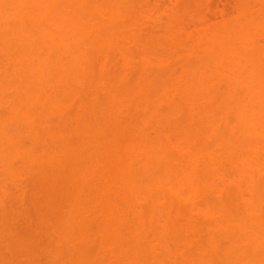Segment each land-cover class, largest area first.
<instances>
[{
	"label": "rangeland",
	"instance_id": "374dc122",
	"mask_svg": "<svg viewBox=\"0 0 264 264\" xmlns=\"http://www.w3.org/2000/svg\"><path fill=\"white\" fill-rule=\"evenodd\" d=\"M93 1L89 2L87 11H85L84 13L85 16L87 17V20H89L90 18H98V19L100 18V15L97 12L96 8L98 5H101V7H103L107 11V14L110 13L116 15L118 19L120 18L119 16H121L122 18L121 20L120 19L119 20L122 22L121 23H82L83 26L82 30H84L88 35L117 38L120 40V46L116 47L113 44L106 45L104 46L103 50L100 51V54H97L96 52L93 51L95 54L100 55V57H98L97 55L94 56L93 54L92 55L93 59H91L92 62H89L90 59L89 61H87V63H85L84 61H77L76 66L74 67V72L76 75L84 76L85 79L88 78H90L89 80L92 79L91 80L92 82L93 80L96 82L97 79H99L98 80L99 82L100 79L102 78L101 74L103 75V71L105 72L107 70L102 67L105 66L106 68L105 63L108 62L107 68L108 69L110 68L108 70L110 72H108L109 74L104 75V77L105 76L106 77L110 76V77H108L109 81H107L106 77H105L106 80L105 79L104 80L107 83H109L111 79H113L112 81L114 85L116 82L118 86V87L116 86V95H118L116 96V99H118L117 97H119L118 100H121L122 103L116 106L118 107V109L115 108L116 110L112 111L111 109L110 111L109 109L111 108L110 106L114 108L115 103L116 102L119 103V102L116 100L115 103L113 102L115 99L114 96H112V94H109V92L107 93L109 88L103 89V87L99 85L100 82L99 83L96 82L98 84L97 85L96 83L93 84L94 82L92 84H89L90 83L89 81V83H87V87L84 85L85 83L84 84L75 83L74 86H76V89H78L76 91L78 92L79 89H81V91H79L78 94L77 92L75 94L73 93L72 97L68 96L69 97L68 98L66 94L61 95L59 93L58 96L66 103L64 104L66 106L65 109H63V113L61 112L62 115L61 114L59 115V108H61L59 105L57 106V103L59 102L56 103L54 100L53 102H49L51 97L53 98L52 96L53 94L52 93L50 94L51 90L49 87L47 88L49 89L48 90L49 96L48 94L44 95L43 96L44 100H42L41 98V101L44 102L48 101V102L43 103L39 106L41 108L46 107V109H49V111L45 113L44 119L51 122L53 128L55 129L54 134L46 135V133H44L45 131H41L40 139L35 140L31 137V135H29L26 131H24L21 134H17L15 137L13 136L14 139L17 138L16 139L17 145L15 146L16 144V140H15L14 146L16 148H19V150L22 149L23 151L20 150L18 154H16L18 150H15L16 151L15 152L12 151L13 150L12 148H11L12 150L10 149L11 151L9 150V152L0 151V264H247L249 261H251L250 264H264V248L261 249L263 254L258 255V253H255L257 255H255L254 258L252 259L250 258L253 257L252 255L254 254H252L251 257L248 254L250 248L248 249L246 248L247 249V251H245L246 254H241V257H240V252L239 254H237V256H235L236 254H234V256L233 254L230 256L223 254L222 252H221L222 254H218L220 250L218 251L211 249L210 245L212 239L214 240L217 239L219 243L221 242L220 245L222 244V246L227 245L229 241H227L228 239L226 240L225 238L218 237L219 236L218 233L217 234L214 233L216 231L215 229L214 232H212L213 234H211V230L212 228H214L211 226L212 224L213 225L215 224L213 223L214 221H211V218L210 220H208L209 217L203 213L204 210L206 208H211L213 211L212 213H214V215H216L217 213H219L220 215V211H223L226 208H228V210L234 209L235 211L233 210V213H236V210L238 212L235 214L236 215L235 218H237L239 214V216L241 215L244 218H246L244 220L248 222L247 218H249L250 220L252 218L251 216L252 213L251 215H249L250 213L247 210H246L247 213L245 212V210L243 211L246 204L245 202H242L237 198L239 196L242 198L249 199L250 192L252 193L251 197L252 195H256V194L255 192L253 194L252 191L249 192L248 188L239 189L237 187L231 186L232 184L230 185V181H228L227 179L223 180L221 177H218L219 175H217V173H214L215 171L213 170L214 169L213 166L209 165V167L210 168L212 167L213 169L207 168L206 166L203 167L202 160L204 158L205 159L208 158L207 153L214 151L217 152V150H218L217 153L221 152L219 149L220 147H218L217 145L218 142L216 141L217 140L216 136H214V132L212 130L213 127L210 124L211 122L209 123L206 120H202L200 114H198L200 115V117H198V115L195 116L196 114H193L194 116L193 115L192 116L194 118L192 120L195 123L193 124L195 125L194 129L196 131L192 129L193 131L190 130L191 131L190 133L189 131L190 125H188V123L189 121L190 124L192 122L190 120L192 118L191 117L192 113L191 111H189L187 106H184L185 104L182 100V96L181 95L176 96L181 99L180 100L177 99L178 101H176V103L178 104V106L177 108L172 107V109L174 108L173 110L170 108V106L166 104V102H164V99L166 97L164 95H166V93L168 95L169 94L168 91L171 92L170 89L173 88L175 84L177 86V83H175L176 80H174L175 75H173L172 70L170 71L168 70L165 72L163 71L164 73L162 74L160 72H157L159 73V75L161 74L160 76H158L155 75L157 73H155L156 71L154 70L153 66L146 69L144 65H141V62L142 64H144L143 62L145 57H147V59L153 60V56L155 53H157L155 55L160 54L161 56L174 52H175L174 54L180 53L186 48V44L185 46H183L186 40H188L189 38H195V36L196 37L200 35L205 36L209 33H212L214 30H216L219 27L220 23H189V22L172 23V21H175V19L178 20L185 19L184 21L189 20L190 17H192L191 15H194L193 14L195 11L194 8L195 9L197 8L196 5L205 7L211 4L212 7L209 6V9L206 8L203 9L202 13L204 12L205 15H208L210 17L209 19L211 20V22L212 20L214 22L218 19L217 17L218 11L216 13L215 11L217 10L218 7H222V4H224V8H226V10L224 9V11L225 12L227 11V16H229V18L236 16L237 12L235 7L237 5L235 4H238L240 0L238 2H236L237 0H221V1L220 0H178L177 2L175 0H93ZM178 3H179L178 7L185 6L184 11L183 9L181 10V7L178 8L180 9L178 10V12L175 11L171 12V10L169 11L168 6H170L169 8H171L172 4L174 5ZM251 3L254 6L251 5ZM188 6L193 11L190 8L187 10L186 8H188ZM249 6L252 11H254L255 9L257 10L259 8L256 2L255 4L253 2H250ZM68 10H72V9L68 8ZM164 10L166 11L168 10V11L166 12ZM171 14L172 17L169 16ZM155 16L156 18L159 16L160 20H158L159 19L158 18L156 21V18H154ZM168 16L170 19L168 18ZM257 17L259 18V16ZM87 20L86 22H89ZM152 21L154 23H152ZM168 21H171V23ZM259 26L264 28V23L260 24ZM48 27L53 28L52 25L50 24H48ZM262 31H264V29ZM261 39H259V41ZM263 39L261 41L264 44ZM9 42L12 43L13 41L11 40ZM12 48L15 49L17 52H19L21 47H19L18 49L15 45H13ZM85 48L87 49L86 46L82 48L80 47L79 51L80 52L82 51L83 53H87V54L88 52L89 54L93 53L91 52L93 50L92 48L89 47L88 49V50L92 49L91 51H88ZM3 52H4L3 49L0 50L1 82L4 83L7 81L8 84L13 83V80L16 81V79H18V77L14 76L15 74H12V72H14L13 67L16 61L14 62L12 59L4 57V53L6 54V50L4 53ZM109 53L110 55H108ZM102 54L104 56H106L105 54H107V58H109L110 56L109 58L110 61L106 60L107 58L105 59L103 56H101ZM124 54L125 55L127 54V57L129 56L128 58L132 56V59L134 58L136 60V63L134 62L135 63L134 65L136 66L139 64L137 68L140 67L138 70H136L134 67L133 72L136 73L135 77L133 75L134 79L132 78L133 80H129L131 78L129 76V78L126 80L130 82H125V83H129L128 85L124 84L125 87L122 82L124 80L122 79L123 76L119 77V75H122V73L124 74V70L126 71V69L128 68V67L126 68L125 66V64L127 63L126 61L127 59ZM176 56L177 55H174V58ZM80 57L83 58L84 56L83 57L80 56ZM90 57H86L84 58V60ZM132 59L131 61H133ZM175 59L173 60L175 61ZM110 62L113 63L110 64ZM123 65L125 67H123ZM131 67L133 69V65ZM123 68L126 69L123 70ZM91 69H93L94 72ZM102 69L103 71H101ZM10 80L12 82H8ZM112 81L110 82L111 85H113ZM7 85L5 86V88L7 87ZM13 85L15 86V84ZM126 85L129 87H126ZM11 87L7 88L6 90L4 87H3L4 90L2 89V94L4 93L9 99H13V94H14L13 92L14 87L13 89ZM83 88H85V90ZM166 88H169V90L167 91ZM84 91L86 93H84ZM97 91L100 94H98ZM44 93L47 92L44 91ZM95 95H97L98 97ZM96 98L97 99L99 98L98 100L100 99L101 100L98 101ZM57 99L59 98L57 97ZM54 102L56 103V105L54 104L55 106L53 105ZM84 102L87 107L85 106ZM145 102H147V104H145ZM198 102L202 103L201 100ZM0 103L3 102L0 101ZM4 103L0 104V149L3 146V143L5 145L6 142V141L3 142V140L5 139V137L3 138V136L5 135L3 131L6 130L5 133L6 132L8 133L9 131L13 132L11 131L13 130L11 122H9L10 110H8V108L6 107L7 104ZM156 104L160 105V107ZM106 105L108 106L110 105L109 108H107L108 106ZM79 106L82 107L79 108ZM105 106L107 109L106 108L104 109ZM119 107L120 108L122 107L121 109L123 111L120 110ZM157 107L159 109L161 108V111H158ZM83 108H84V112L82 113ZM98 110H100L101 112ZM106 110L108 112L109 117L111 112L116 113V114L113 113L114 115H111L113 116L112 119L109 118L107 114H106L107 120L106 118H104L105 114H103L104 113L103 111ZM78 112L80 114L81 113L84 114V115L81 114V117L83 116L86 117V118L83 117L82 119L80 117V119L83 120L82 122H80L79 119L78 121L76 119V117L79 118L77 116ZM86 113L88 114V117ZM157 114L158 115L161 114L160 117L162 115L164 116V118H162L164 119L162 120V122H161V118L159 121L158 118L159 116ZM223 114H224L223 112L215 113L214 120L216 124L217 123L220 124L219 122H222L221 120H223L224 117L226 116V114L224 115ZM83 122H85L87 126H90L92 129H93L92 126H94L95 129L93 131L92 130L89 131V133L84 132L83 130H81L82 127H80V125H82ZM173 125L175 128L174 130H173ZM170 126L172 128H170ZM41 128H43V126H40L39 130H41ZM220 128L222 129V127ZM220 128L219 130H221ZM157 130L159 131L157 132ZM175 130L176 133H179L180 135L191 134L192 137L191 136H187V137L188 138L190 137V141L192 142L195 140L194 143L196 144H193L191 142V149L193 150V152L190 157H194V158L202 157V158L201 159L197 158V161L194 162V173L193 176L191 177V180L201 181L208 185L205 188H202L196 195L194 194L195 197L193 196L192 199L187 201L184 200L185 198L183 199V197H185L184 195L188 197L187 195L189 193L188 188L184 189L186 188V186H184V188L182 187L183 189L181 188V191H184V194L183 192L179 191L180 194L183 195V197L181 198L179 196H176L180 194L177 193L175 194L174 190H171L169 188L167 189V187L165 186L162 187L160 185L158 186V183L156 182V180L163 178L164 175H168L172 173L171 178H175L180 173V166L176 164V161L174 159H172V157H175V155L176 156L180 155L178 154L179 152L178 151L176 152L173 149L172 145H169L171 146V148L168 147L165 148L163 146L164 143L163 139H166L164 141H167L168 137L169 138L173 137L174 141L175 139L176 140L178 139L179 134L174 135ZM60 131L62 132L67 131L68 135L66 134V138L68 139V141L70 140L71 142H73L72 144H81L82 147L80 148L86 147L85 149H82L84 151L78 157L75 158L76 160H74L72 166L64 171L61 170L60 167L56 166L57 164L54 163L56 158H58L55 161L57 163V160H59L60 157L62 158L64 156L63 153H65L63 151L65 150L64 148L65 145L64 143H62L63 140L60 139L62 138L61 137L62 134H60L61 133ZM223 132H224L223 135L226 136L227 132L225 130ZM219 133L222 134V131L221 132L219 131ZM228 135L230 136L229 132ZM138 139H140V141L144 139L147 143L150 144L154 143L155 141H156L155 144H158L159 143L158 141L163 142L161 144L163 148H165L164 149L165 158L163 159L162 161L163 163L161 164L159 169L153 171L152 173H150V170H145L141 168L138 162L136 161V159L132 156V152L130 150L128 151L127 148L125 147L126 145L128 146L130 144L129 148L131 147L134 148V146L138 143L137 142ZM169 141L172 142L171 139ZM88 142L89 145L87 144ZM135 142L136 144H134ZM86 144L88 147L87 146L83 147ZM132 144H134V146ZM2 153H5L6 155ZM20 154L24 155V157L21 156ZM53 154L54 155L56 154L57 157H54L53 158L54 160L51 161L52 160L51 155ZM89 154L91 156H89ZM219 165L222 166L225 175L226 176L230 175V179H231L233 177V176L231 177V175H234V173L232 171V168L229 166V163L224 157L219 159ZM82 169L85 170L88 169V173L90 172L91 173L87 174L85 173L87 171L85 170L82 171ZM94 171L98 172V174L100 173V176L98 178L100 179L101 182H97L98 184H96L97 177H95L98 175H95L97 173ZM104 175H106V178ZM114 175L116 176V180L113 179ZM91 176L92 178H90ZM109 176L111 178V179L109 178L111 180V183L107 178ZM261 176L262 178L264 177L263 171L261 172ZM123 178L125 181L122 180ZM112 179L117 182L113 183ZM102 181L103 182L105 181V183H103ZM106 181H108L111 184L110 185L108 183L110 187L112 186L111 187L112 189L111 188L109 189L110 193L114 192V194L106 193V195H103L106 192L105 189L107 190V188H109V186L105 189L102 188L103 187L102 185L107 184ZM122 181L124 184L126 182V185H123V183H121ZM118 182H120L121 184L120 190L118 189L120 186L117 185ZM92 183L93 185L95 184L94 188H92L93 187ZM99 183L102 185L98 186L100 185ZM148 183L152 185L151 187L149 186L150 194L154 193V195H156L157 193L156 196L158 197L155 200H153L154 198L151 200L150 206L147 203L148 206H146V204L145 206H143L145 207V209L142 207L144 209L143 217L145 221H147L146 223L148 224L149 221L148 215L152 210L151 208L152 206L158 208L159 217L156 219V221L154 220V222L153 220L152 222L150 221L151 223L150 226L152 224H155L152 225L153 227L152 226L149 227L148 225H145L146 224L145 223L144 225L146 228H143L141 230L142 233L145 230V233L141 234L140 235L141 237L139 235H136L137 238H134L135 236L132 237V235L126 233L130 228L125 230V228H128L124 225L129 223L127 222L129 219L128 215H126L127 217L124 216L126 217L125 218L126 220H124V218L121 216H123V213L125 214L130 213L129 205L131 201H133V199L135 198L134 194L136 196V193L137 195H139L138 193H140L138 192L139 189L137 190V188L138 187L142 188V191L143 189L146 190L147 188L145 187V185ZM97 186L100 187L101 191L103 190L104 193H102L103 191L99 192L100 188H98ZM114 186H118V187L116 188ZM134 187L137 190V192L135 191V193L133 194L131 189H134ZM113 188H116L117 191L114 190ZM257 189H258L257 192L258 191L259 192L257 193L258 197L257 195L256 197L257 199H259L260 197V202L263 204L264 185L263 186L260 185ZM130 192L133 195L129 202L127 197L130 198L131 196V194H129ZM99 193L100 195L101 194L102 195L100 196ZM144 194L146 195V193L140 195L144 196ZM107 195L109 198L113 197L112 200L111 199L108 200ZM154 195L153 197H156ZM103 196L104 197L106 196L108 201L106 200V198L103 199L102 198ZM141 196L138 197L140 198ZM99 197H101L102 199ZM104 200H106L107 203L104 202ZM113 200L115 201L114 203L112 202ZM191 200H193L192 204H191ZM81 203H83V205L85 204L87 208V209L85 208L86 211H84L83 214L88 215L87 217L84 216L86 217L84 219L82 214V217L85 221L80 223L81 224L80 228L83 229L84 232H79L78 231L79 229L78 230L76 229V231L78 232L75 235V237L69 238L67 240L65 239L67 234L66 236L63 235L62 228L65 227V224L68 219L67 215L69 211L72 210V209L70 210V208L76 205L74 207L76 208L78 207L79 209H81V207H84ZM115 203H116L115 207L117 208L119 207V209L123 211V213H121L122 215L121 214L119 215L121 218L117 217L114 219L117 222L111 220L112 219L111 215L113 213L111 212V208H114ZM263 205L260 204V207L262 206L263 208L262 210H264ZM108 208L110 209V211H108L109 210ZM143 209H140V211H142ZM89 210L92 212H90ZM241 210L242 212H245V214L242 213ZM132 215L134 216V214L132 213L131 215L129 214L130 217H132ZM219 215L217 214L215 217L218 218ZM245 215L247 217H245ZM76 217L77 219H81L79 212L76 214ZM253 217H255V215H253ZM139 218L141 219L142 217ZM144 219L142 222H145ZM220 220L217 219V221ZM125 221L127 223H125ZM140 221L141 220H139V222ZM255 222L259 226H261V224L263 223L262 221H261L262 223H259L258 219L256 220L255 218L252 220L251 224ZM111 224H114V229L117 230L121 229L119 231L124 232L125 233L124 236L123 233L121 235L119 234L120 237L117 236L118 234H116L115 236L114 234L112 235L111 233L112 230H110ZM147 226L149 228H147ZM111 228L113 229V226ZM150 228H153L152 229L153 231L149 230ZM140 232L138 234H140ZM109 233L111 234L109 235ZM155 235L156 237L154 238ZM79 236H84V237L88 236L87 238L88 240H85L82 237L85 240L83 242V240L81 241ZM237 238L238 237L236 236V239ZM262 238H264V236ZM251 252L252 250L249 251L250 254ZM83 254L85 257H83ZM256 256L258 257L256 258ZM238 257H240L242 261H240V259L238 260ZM247 259L250 260L246 263Z\"/></svg>",
	"mask_w": 264,
	"mask_h": 264
},
{
	"label": "bare ground",
	"instance_id": "6f19581e",
	"mask_svg": "<svg viewBox=\"0 0 264 264\" xmlns=\"http://www.w3.org/2000/svg\"><path fill=\"white\" fill-rule=\"evenodd\" d=\"M90 1H93V0H0V50L3 49L4 52L6 50V54L3 52L4 57L12 59L14 62L16 61L15 65L13 67L14 72H12V74H15L14 76L18 77V79H16V81L13 80V83H9V84L7 83V81L2 83L1 77H0V101H2L3 103L5 102L4 104H7L6 107L8 108V110H10V112H9L10 113V116H9L10 121L9 122H11V125L13 128V130H11L13 132L9 131L8 133L7 132L5 133L6 130L3 131L5 135L3 134L4 136L3 135L2 136H3V138L5 137V139L3 140V138H2V140H3V142H5V141L6 142H5V145H4V143H3V146L1 145L2 148L0 149V151H2V152L8 151L9 152V150L12 148L13 149V150L11 149L12 151L18 150V152L15 151L16 154H18L19 151L22 149L19 150V148L15 147L17 145V140H16L17 138L14 139V137L17 134L23 133L24 131H26L29 135H31V137L35 140L40 139L41 131H45L44 133H46V135L47 134H51V135L54 134L55 129L53 128L51 122L44 119L45 113L47 111H49V109H46V107L41 108L39 106L43 103L48 102V101H45V102L41 101V98H42V100H44L43 96L48 94L49 89H47V88L49 87L51 90L50 94L51 93L53 94L52 95L53 98L51 97V99H50L51 101L49 100V102H53V100L56 103L59 102V103H57V106L59 105L61 107V108L58 107L59 108V115L60 114L62 115L63 109H65V106H66L64 104H66V103L64 100H62L58 96L59 93L61 95L66 94L67 97L68 96L72 97V94L73 93L75 94L77 92L76 90H78V89H76V86H74L75 83L76 84H79V83L84 84L85 83L84 85L87 87V83H89V81H90L89 84H92L93 82H94L93 84H95L99 80V79H97L96 82L93 80V82H92L91 81L92 79L89 80L90 78L85 79V77L82 75H76L74 72V67L76 66L77 61H84L85 63H87V61H89V59H90L89 62H92L91 61V59H93L92 55L94 54V56H96L97 54H100V51L103 50L104 46L111 45V44H113L116 47L120 46V40L117 38L88 35L84 30H82L83 29L82 23H121L122 22V21H120L122 18L121 16L118 15L120 17L119 18L120 20H119L116 15H113L110 13L107 14V11L103 7H101V5H98L96 8L97 12L100 15V18L99 19L98 18H90L89 20H87V17L85 16L84 13H85V11H87V8L89 6ZM175 1L177 2L178 0H175ZM238 1L239 0H237L236 2H238ZM250 2H253L254 4L256 2L259 8L257 10L255 9L254 11H252L250 6L253 4L251 3V5L249 6ZM172 5H171V8H169L170 6H168L169 11L171 10V12H173V11L178 12V10H180L178 8H180V7H181V10L183 9V11H184L185 6H183V7L179 6L178 7L179 3L174 4L173 6ZM235 5H237L235 7L237 15L233 16L232 18H229V16H227V11L226 12L224 11V9L226 10V8H224V4H222L223 8L217 6L218 8L215 11V13L218 11V13H217L218 19L214 22L212 20V22H211V20L209 19L210 17L208 15H205L204 12L202 13L203 9H205V8L209 9V6H211V4H209L208 6H205V7H201L200 5H196L197 8L196 9L194 8V10H195L193 13L194 15H191L192 17H190V19L187 21H184L185 19L184 20L175 19V21L171 20L172 23H188L189 22V23H220V24H219V27L216 30H214L212 33H209L205 36H203V35H200L197 37L195 36V38H189L188 40H186L183 44V46H185V44H186V48L182 52L177 53V54H174L175 52L170 53V54L168 53L164 56H161L160 54H159L160 56L155 55V54H157V53H155L153 56L154 61L151 59H147V57H145L144 62H143L144 64H142V62H141V65H144L146 67V69L153 66L154 70L156 71L155 73L160 72L161 74L164 73L165 71L172 70L173 75H175L174 80H176L175 83H177V86H176V84H175V86H173V88H171L172 87L171 86L170 87L171 92L168 91L169 88H166V90L168 91L169 94L167 95V93H166V95H164V96H166L164 99V102H166V104L168 106H170L171 109H172V107L177 108L178 104L176 103V101L180 100L181 98L176 97V96H180V95L182 96V100L185 104L184 106H187L189 111H191V113H192L191 114L192 118L190 117L191 118L190 120L192 122H191V124H190V121L188 123V125H190L189 131L192 129L194 131H196L194 129L195 123L192 120L194 118L193 114H196L195 116L200 114L202 120H206L209 123L211 122L210 124L213 127L212 130L214 132V136H216V139H217L216 141L218 142L217 145H218V147H220L219 149L221 152L217 153L218 152V150H217V152L214 151V152L207 153L208 158H206V159L204 158L202 160L203 163L201 162L203 164V167L206 166L207 168H210L209 165L213 166L214 169L212 167L211 168L215 171L214 173H217V175H219L218 177H221L223 180L227 179L228 181H230V185L232 184L231 186L237 187L239 189L240 188H248L249 192L252 191L253 194L255 192V194L257 195V193L259 192V191L257 192V190H258L257 188L260 185H262V186L264 185V177L262 178V176H261V172L263 171V173H264V46H263L264 44L261 41L264 38V31H262L264 28L259 26L260 24L264 23V19H263L264 18V13H263L264 12V0H240V2H238V4H235ZM68 8H71L72 10H68ZM189 8L190 7L188 6V8H186V9L188 10ZM219 8H220V10H219ZM164 11H166V10H164ZM255 11H257V12H255ZM261 11H263V12H261ZM171 12H169V13H171ZM117 14H118V12H117ZM259 14L262 16H260ZM169 16L172 17V14ZM169 16H168V18H169ZM257 16H259V18ZM154 18H156V16ZM158 18H159V16L156 18V21ZM177 18H179V17H177ZM86 20L89 22H86ZM158 20H160V18ZM153 21H155V20H153ZM153 21H152V23H154ZM171 21H168V22L171 23ZM139 23H141V22H139ZM48 24L52 25L53 28H49ZM259 39H261V40L259 41ZM8 40L9 41L12 40L13 41L12 43H14V44L10 43ZM14 41H16L18 43L14 42ZM263 41H264V39H263ZM260 42H261V44H260ZM13 45H15L18 49H19V47H21L20 51L17 52L15 49H13L12 48ZM18 45H20V46H18ZM85 46L87 47V49L85 48L86 50H88L90 47L93 50L90 49L88 51L92 50L91 52L94 51L97 54H95L94 52L90 53V54L88 52V54H87V53H83L82 51H81L82 52L81 53L79 51L80 47L82 48ZM15 51H16V54H15ZM77 51H79V52H77ZM105 55L106 56H104L102 54L101 56H103L106 59L107 54H105ZM108 55H110V53ZM174 55H177L175 57L176 59L174 58ZM80 56H82V57L84 56V57L81 58ZM97 56L100 57V55H97ZM86 57H90V58L85 59L86 60L85 61L84 58H86ZM113 57H114V55H113ZM125 57L127 59V60L125 59L127 61L125 66H126V68L127 67L128 68L127 69L123 68V70L126 69V71L124 70V74L122 73V75H119V77L123 76L122 79L125 80V81L124 80L122 81L123 85L124 84L128 85L129 83H125V82H130V81H128L126 79H128L130 76L131 78L129 80H133L134 79L133 75L135 77V74H136L133 72L134 67L136 70H138L140 67L137 68V66L139 64L136 66L134 65L136 63V60L134 58L132 59V56L130 58H128L129 56L127 57V54H126ZM80 58L83 60H81ZM109 58H110V56H109ZM109 58H107L106 60L110 61ZM99 59H101V58H99ZM131 59L133 61H131ZM173 59H175V61ZM106 60H105V62H106ZM107 63L108 62L105 63L106 68L104 65H103L104 67L100 66V67L107 69V70L105 72L103 71V69L101 70V71H103V75L101 74L102 78L100 77L101 78L99 81L100 83L99 82L98 83H99V85H101L103 87V89L109 88L107 93L109 92V94H112V96H114V98H115L113 101L114 103H115V100L119 102V103L116 102L117 105L115 103L114 108L112 106H110L113 103L109 105L111 108H109V106L106 105V106H108L107 108H109L110 111H111V109H112V111H114V110H116L115 108L118 109V107H116V106H118L120 103H122V101L118 100L119 97H117L118 99H116V96H118V95H116V86H117L116 82L114 85V83L112 81L113 79H111V78L110 79H111L113 85L110 84L111 81L109 83H107L105 81L106 78H107V81H109L108 77H110V76H107V77L105 76L106 78L104 77V75H107V74H109L108 72H110V71H108L110 68L109 69L107 68ZM112 63L110 62V64H112ZM137 63H139V62H137ZM101 64H102V61H101ZM131 64L133 65V69L131 67L132 66ZM125 66L123 65V67H125ZM91 70H93V69H91ZM123 70H121V71H123ZM131 71L133 72V74ZM93 72H94V70H93ZM0 74H1V72H0ZM155 75L160 76L159 73H157ZM84 79H85V81H84ZM103 81H105V82H103ZM8 82H12V81L10 80ZM13 84H15V86ZM6 85H7V87L5 88ZM127 85H126V87H129ZM119 86H120V84H119ZM3 87L5 88V90L9 87H11L12 89L14 87L13 99H9L4 93L2 94ZM82 87H83V85H82ZM124 87H125V85H124ZM83 89L85 90V88H83ZM14 90H16V91H14ZM173 90H174V92H173ZM44 91L47 93H44ZM79 91H81V89H79ZM79 91L77 92V94L79 93ZM98 91H101V90H98ZM98 91H97V93H98ZM103 91H105V90H103ZM84 93H86V92L84 91ZM178 93H180V94H178ZM98 94H100V93H98ZM176 94H178V95H176ZM48 96H49V94H48ZM95 96H97V95H95ZM57 97L59 99H57ZM109 98H110V95H109ZM100 100H98V101H100ZM200 100L202 103L198 102ZM55 102L53 103V105L54 104L56 105ZM3 103H0V104H3ZM84 104H85V102H84ZM145 104H147V102H145ZM156 105H158V104H156ZM174 105H176V106H174ZM85 106H86V104H85ZM106 106L104 107V109L106 108ZM158 106L160 107V105H158ZM80 107H82V106H79V108ZM121 108L119 107L120 110H122ZM157 108H156V110H157ZM81 109H80V112H81ZM100 110H98V111H100ZM78 111H79V109H78ZM158 111H161V108L160 109L158 108ZM83 112H84V108H83L82 113ZM103 112H104L103 114H105L104 118H106L108 115V112H107V110L103 111ZM105 112H107V113H105ZM218 112H223L224 114H226L224 119L221 120L222 122H219L220 124H218V123L216 124L215 120H214V115H215V113H218ZM113 113L114 112H111L110 117H109V115H108V117L112 119L113 116H111V115L116 114V113H114V114ZM157 113H160V112H157ZM77 114H78L77 116L79 117V118L76 117L77 121L79 119V121L82 122L83 120H81V119L84 116L81 117V114L79 112ZM161 114H159V115L157 114V115L159 116L158 117L159 121L161 118V122H162V120H164V119H162V118H164V116L162 115L160 117ZM82 115H84V114H82ZM200 115H198V117H200ZM80 117H81V119H80ZM87 117H88V114H87ZM84 118H86V117H84ZM114 118H115V116H114ZM106 120H107V118H106ZM85 124L86 123L83 122V124L80 125V127H82L81 130H83L84 132L89 133V131H91V130L93 131L95 129L94 126H92L93 127V129H92L90 126H87V124L86 125ZM40 126H43V128H41V130H39ZM220 127H222V129ZM99 128H101V127H99ZM170 128H172V127L170 126ZM219 128L221 130H219ZM155 129H157V128H155ZM174 129L175 128L173 125V130ZM224 130L227 132L226 136L223 135ZM158 131L159 130H157V132ZM219 131L220 132L222 131V134L219 133ZM60 132H61L60 134H62V136H61L62 138H60V139L63 140L62 143H64V145H65L64 146L65 150H63V149L62 150L65 153H63V151H62L64 156L62 158L60 157V159L57 160V163L55 161L58 158H56L54 163L57 164L56 166L60 167L61 170L64 171V170H67L68 168H70L72 166L74 160H76L75 158L78 157L84 151L82 149H85L86 148L85 146H87V144L89 145L90 141L86 145L83 146L85 148H80V147H82L81 144H72L73 142H71L70 140L68 141V139L66 138L67 131L66 132L60 131ZM174 132H173L174 135L179 134V133H176V130ZM228 132L230 133V136L228 135ZM190 133H191V131H190ZM215 133H216V135H215ZM219 135H221V136H219ZM170 136H172V135H170ZM187 136H191V134L190 135H188V134H186V135L181 134L180 135L179 134L178 139L177 140L175 139V141L173 140V137L167 138V136H166L167 141H164L166 139H163L164 143L158 141L159 142V143L157 142L158 144H155L156 141L154 143L151 142L152 144H150V143H147L144 139L141 141H140V139H138L139 140V141L137 140L138 143L137 144H136V142L134 143V144H136L135 146H134V144H132L134 146V148L133 147L129 148L130 144L128 146L127 145L125 146L128 151L130 150L132 152V156L136 159L139 166L145 170H150V173H152L153 171H156L157 169H159V167L163 163L162 161L165 158L164 149L166 147L171 148V146H169V145H172L173 149L176 152L178 151L179 152L178 154H180L178 156L175 155V157H172V159H174L176 161V164H178L180 166V173L175 178H171L172 173L168 174V175H164L163 178L156 180V182L158 183V186L159 185L161 187L165 186V187H167V189L169 188L171 190H174L175 192L174 191L173 192L175 194L176 193L180 194L179 191H181V188L182 187L184 188V186H186V188H184V189L188 188L189 193L191 190V193L190 194L188 193V195H187L188 197H186V195H184L185 197H183L182 194L176 195V196H179L181 198L183 197V199L185 198L184 200H186V201L192 199L194 194L196 195L202 188H205L206 186H208L207 184H205L201 181L191 180V177L193 176V173H194V162L197 161V158L201 159L202 157H197V158L190 157L192 152H193V150L191 149V142L192 141H190V137L188 138ZM194 136H195V134H194ZM174 137H177V136H174ZM170 139L172 140V142L169 141ZM15 140H16V144H15ZM191 140H192V138H191ZM194 141L192 143L196 144V143H194ZM79 143H81V142H79ZM161 143H163V146L165 148H163ZM14 144H15V146H14ZM13 147H15V148H13ZM17 147H19V146H17ZM176 149H178V150H176ZM25 152H24V154H25ZM90 153H92V152H90ZM2 154L6 155L5 153H2ZM22 154H20V155L24 157V155H22ZM26 155H27V153H26ZM51 156H52L51 161L54 160L53 159L54 157H57L56 154L55 155L53 154ZM89 156H91V155L89 154ZM223 157L227 160V162L229 163V166L232 168V171L234 173V175H231V177L233 176L231 179H230V175H227V176L225 175V173L223 172L222 166L219 165V159L223 158ZM77 159H79V158H77ZM46 163H48V162H46ZM83 170H85V169H82V171ZM90 170H89V172H90ZM85 171H87V172H85ZM85 171L84 172L87 174L91 173V172L88 173V169ZM103 171H102V173H103ZM94 172H96V171H94ZM96 173L97 174H95V173L94 174L98 175V176H95V175L94 176L97 177L96 184H98L97 182H101L100 179L98 178L100 176V173L99 174H98V172H96ZM104 176L106 178V175H104ZM110 176H111V174H110ZM110 176L107 178L109 179ZM90 178H92V176ZM111 178H112V176H111ZM110 179H109V181L111 183ZM113 179L116 180L115 175H114ZM105 180H107V179H105ZM114 180H113V183L117 182ZM122 180H124V178ZM106 182H107V184L102 185L99 183L100 185H98V186L102 185L103 186L102 188L105 189L109 186L108 185L109 182L108 181H106ZM156 182H155V184H156ZM93 183H92V185H93ZM103 183H105V181ZM121 183H123V181ZM228 184H229V182H228ZM112 185H114V184H112ZM117 185H120L118 188L120 190V188H121L120 182H118ZM123 185H126V182H125V184L123 183ZM94 186H95V184L93 185L92 188H94ZM149 186L151 187L152 185H150L149 183L145 185V187L147 188L146 189L147 191L144 189L142 191V188L138 187L137 190L139 189L138 192H140V193H138L139 195H137V193H136V196L134 194L135 191L137 192L135 187H134V189H131L135 198L133 199V201H131L132 204L130 203V205H129V212H130L129 214L131 215V213H132V214H134V216L132 215V217H130L128 213H126V214L123 213V211L120 210L119 207L118 208L115 207L116 203L114 204V208L110 207L111 212L114 213V214L112 213V215L110 214L112 216L111 220L114 222H117L114 220L117 217L118 218L123 217L124 220H126L125 219L127 217L126 215H128L129 219L127 222H129V223H127L126 221H125V223H127L129 225L124 224V223L123 224L126 227H128V228H125V230L129 229V228L130 229L128 230V232H126V231L125 232L129 235H132V237L135 236L134 238H137L136 235L140 236L141 234L145 233V230L143 231V233L141 231L143 228H146L145 225H148L149 227H151L152 225H155V224H152L150 226V224H151L150 221L152 222V220H153V222H154V220L156 221V219L159 217L158 208L155 206L151 207L152 210L150 211V213L148 215V218H149L148 224L146 223L147 221H145V219L143 217L144 216L143 211L145 209V207H143V206H145V204H146V206H148L147 203L150 206L151 200L153 198H154L153 200H155L158 197V196H156L157 193H156V195H154V193L153 194L151 193L152 195L150 194V191H149L150 187ZM111 187L109 186V188H107V190L109 191V189ZM114 187L117 188L118 186H114ZM98 188H100V187H98ZM98 188H97V190H98ZM116 188H113V189L116 190ZM129 188H131V187H129ZM132 188H133V186H132ZM107 190L105 189L106 192L104 193V191L102 190L103 191L102 192L101 188H100L99 192H102V193H104L103 195H106V193L107 194L110 193V191L108 192ZM181 192H183V194H184V191H181ZM186 192H187V190H186ZM143 193H146V195L144 194V196H141L140 194L143 195ZM110 194H114V192L110 193ZM129 194H131V192ZM133 194H131L130 198L127 197L129 202H130V199H131ZM251 194L252 193L250 192L249 199L242 198L239 196L237 199L242 201V202H245L246 205L243 203L245 205L243 211L245 210V212H246V210H247L250 213L249 215H251V213H252V215H251L252 220L256 218V220L258 219L259 223L263 222L261 224V226H259L256 222L251 224L252 220L251 219L249 220V218H247L248 219V222H247L246 220H244L246 218H244L241 215L239 216V214H238V217L235 218V216H236L235 214L238 212L236 210V213H233L234 209L228 210V208H226L225 210L220 211V215H219V213H217L219 215L218 218L215 217L217 214L214 215V213H212L213 211L211 208H206L204 210L203 213L209 217L208 220H210V218H211V221H214L213 223L215 224V225L212 224V226H211V227H214L211 230V234H213L212 232H214V229H215L216 231L214 233L215 234L218 233V235H219L218 237L225 238L226 240L228 239L227 241H229L227 243V245L222 246V244L220 245L221 242L219 243L217 239L211 240V245H210L211 249L218 250V251L220 250L218 254L223 253V254L230 255V256L232 254H233V256H234V254H236L235 256H237V254H239V252H240V257H241V254H246L245 251H247L248 248H250L249 251L252 250L251 254L248 251L249 256L251 257V255L254 254V255H252L253 257H251V258L248 257L250 259L254 258V256L257 255L255 253H258V255L263 254L261 249L264 248V238H262L264 236V233H263L264 232V221H263L264 220L263 219L264 218V210H262L263 208H262V206L260 207V204L263 205L264 203L262 204L260 202V197H259V199H257L258 195H257V197H256V195H252V197H251ZM99 195H100V193H99ZM115 195H117V194H115ZM153 195L156 197H153ZM138 196H141V197L139 198ZM107 197H108V195H107ZM99 198H101V197H99ZM99 198H98V200H99ZM102 198L104 199V198H106V196L105 197L103 196ZM112 198L108 197V200L109 199L112 200ZM148 198H150V199H148ZM106 200H107V198H106ZM106 200H104V202H106ZM193 200H191V204H192ZM240 201H239V203H240ZM112 202L114 203L115 201L113 200ZM152 203H153V201H152ZM81 204L83 205V203H81ZM74 206H76V205H74ZM74 206H72L70 208V210L72 209L71 211H69L70 216L68 213L67 222L65 224V227L62 228L63 229V235L66 236V234H67L66 238L64 236V238L67 240L69 238L75 237V235L77 234L78 231L84 232L83 229L80 228V226H81L80 223L84 222L85 221L84 219L88 216L86 214H83V212L86 211L85 210V208H86L85 204L83 205L84 207H81V209H79L78 207L76 208ZM263 207H264V205H263ZM140 209H143V210L140 211ZM108 211H110V209ZM78 212L80 213L81 219H77V217H76V214ZM90 212H92V211H90ZM241 212H242V210H241ZM245 212H242V213L245 214ZM106 213H107V211H106ZM121 213H123V216L120 217L119 215ZM82 214H83V217L86 216V217H84V219L82 217ZM246 215H245V217H247ZM253 215H255V217H253ZM124 216H126V217H124ZM251 216H249V217H251ZM139 217H142L145 222H142L143 219L142 218L140 219ZM220 218L222 221L220 220ZM217 219L220 221H217ZM261 219H263V220H261ZM137 220H138V222H137ZM139 220H141V221L139 222ZM248 223H250V224H248ZM103 224H105V223H103ZM115 225H117V224H115ZM112 226H113V229L111 228ZM148 226H147V228H149ZM111 227H110V230H112L111 231L112 235L114 234V236H115L116 234H118L117 236H119V234L121 235L123 233V236H124L125 233L122 231L121 232L119 231L121 229H118V230L114 229V224H111ZM76 229L77 230L79 229V230L76 231ZM102 229H100V230H102ZM152 229L153 228H150L149 230H152ZM156 229H155V231H156ZM166 229H167V227H166ZM71 230H73V231H71ZM139 232H140V234H138ZM111 233H109V235ZM156 235L154 236V238L156 237ZM236 236L239 239L238 238L236 239ZM79 237H80L81 241L83 240V242L85 240H88L87 239L88 236L87 237L79 236ZM157 241H159V240H157ZM161 245H163V244H161ZM221 246L223 248L226 246L224 248L225 250ZM142 248H143V245H142ZM135 250H136V248H135ZM139 250H141V249H139ZM253 250H254V252H253ZM143 251H144V249H143ZM225 251H226V253H225ZM233 251L236 253H234ZM255 251H257V252H255ZM137 253H138V251H137ZM83 257H85L84 254H83ZM240 257H238V260L240 259V261H242ZM257 257L258 256H256V258ZM250 259H247L246 263ZM250 262L251 261H249L247 264H250Z\"/></svg>",
	"mask_w": 264,
	"mask_h": 264
}]
</instances>
